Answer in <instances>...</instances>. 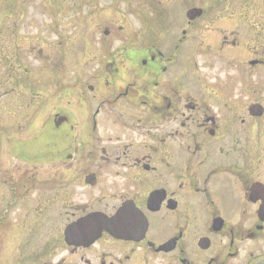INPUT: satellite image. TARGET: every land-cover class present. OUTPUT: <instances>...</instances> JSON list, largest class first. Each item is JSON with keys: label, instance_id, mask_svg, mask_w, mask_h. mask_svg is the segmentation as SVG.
<instances>
[{"label": "flooded vegetation", "instance_id": "af4514ba", "mask_svg": "<svg viewBox=\"0 0 264 264\" xmlns=\"http://www.w3.org/2000/svg\"><path fill=\"white\" fill-rule=\"evenodd\" d=\"M60 1L73 64L41 80L0 23V264L264 259V25L233 29L264 4Z\"/></svg>", "mask_w": 264, "mask_h": 264}, {"label": "rangeland", "instance_id": "374dc122", "mask_svg": "<svg viewBox=\"0 0 264 264\" xmlns=\"http://www.w3.org/2000/svg\"><path fill=\"white\" fill-rule=\"evenodd\" d=\"M220 1L231 5L227 6L232 7V11L233 8L239 10V7L245 6L244 2L251 3L249 6L253 7H261L260 3L264 4V0ZM61 3L60 0L55 4L44 0H0V23L6 22L8 27L9 25L12 26L8 35L9 33L10 35L18 34L17 55L21 59L20 63L23 64H17V77L23 75V69L25 68L29 69L30 73H33L32 80L34 81L41 80L47 69L50 71L49 74H52L51 70L56 68L57 65L54 64L55 55H59L64 50L67 54V57L65 56L66 54L62 56L64 57V65L73 64L72 51L74 46L72 41L76 33V25L68 20L69 17H72V14H67L63 10L64 6ZM257 10H250V14L246 17L248 20L240 18L242 20L240 23L233 20V29L242 34L241 39L245 35V38L247 36L254 37L264 25L263 21L258 20L261 16L264 18V9H262L260 14H258L260 11ZM224 15L231 16L232 14L228 12ZM238 15L237 13L236 17H239ZM230 25L232 24L230 23ZM9 39L10 37L6 41L9 42ZM0 43H3V41L0 40ZM25 44H29L32 47V55H26L21 50ZM243 81L249 85L259 86L264 82V72H256L252 77H246L242 73L240 78L242 86ZM262 105L264 106V99L262 100ZM257 128L264 129V120H259Z\"/></svg>", "mask_w": 264, "mask_h": 264}, {"label": "water", "instance_id": "95a60500", "mask_svg": "<svg viewBox=\"0 0 264 264\" xmlns=\"http://www.w3.org/2000/svg\"><path fill=\"white\" fill-rule=\"evenodd\" d=\"M251 112H252V115H254L256 117L262 116V113H263L262 109L260 107H258V106L253 107ZM262 213L264 214V207H263ZM254 264H264V259L258 260Z\"/></svg>", "mask_w": 264, "mask_h": 264}]
</instances>
